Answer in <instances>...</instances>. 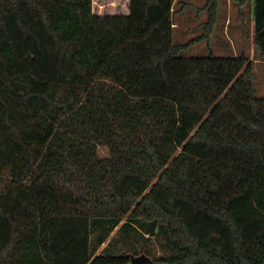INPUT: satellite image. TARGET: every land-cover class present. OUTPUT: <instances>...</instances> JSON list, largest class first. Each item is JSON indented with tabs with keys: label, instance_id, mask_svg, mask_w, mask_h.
<instances>
[{
	"label": "trees",
	"instance_id": "16d2710c",
	"mask_svg": "<svg viewBox=\"0 0 264 264\" xmlns=\"http://www.w3.org/2000/svg\"><path fill=\"white\" fill-rule=\"evenodd\" d=\"M218 2L205 0L197 38L137 64L129 44L182 0H129L127 15L94 14L92 0H0V205L28 190L0 264H264V98L251 65L214 103L181 102L186 84L208 88L214 64L235 63L208 45L184 54L209 42ZM230 2L264 61V0Z\"/></svg>",
	"mask_w": 264,
	"mask_h": 264
},
{
	"label": "rangeland",
	"instance_id": "374dc122",
	"mask_svg": "<svg viewBox=\"0 0 264 264\" xmlns=\"http://www.w3.org/2000/svg\"><path fill=\"white\" fill-rule=\"evenodd\" d=\"M182 11L172 17V22L177 28L174 31L171 28L170 19H167L162 25L158 26L150 37L142 44H129V50L132 58L137 64H146L154 56H159L165 51L169 41L186 43L194 40L202 33V24L207 17L204 11L205 0H182ZM113 2L114 4H111ZM123 0H92L94 13L109 14L115 12L121 13ZM98 5H106L100 8ZM111 5L112 8L111 9ZM115 8L118 9L115 11ZM179 8V6L177 7ZM101 9V10H99ZM98 11V12H97ZM252 21L249 15L243 10L242 13L234 7L230 0H219L216 25L213 29L212 37L209 42L195 43L189 50L184 53L186 56H197L206 54V47L215 56L236 57L243 60H235V63L226 62L223 66L215 64L212 67L211 79L208 88L202 82L188 83L184 86L181 102L214 103L222 94L231 87L243 72L244 65H251L253 72V85L256 89L257 96L264 98V61L258 59L254 53L252 44ZM235 64V65H234ZM240 64L243 68H240ZM96 153L99 158L108 156V150L105 147L97 146ZM28 193L27 187L24 186L20 191L11 193L3 199L0 205V243L4 241L8 233L9 223L14 219L15 214L19 211L20 199ZM147 250H152V254L158 255L157 245H146Z\"/></svg>",
	"mask_w": 264,
	"mask_h": 264
},
{
	"label": "crops",
	"instance_id": "0c3cea01",
	"mask_svg": "<svg viewBox=\"0 0 264 264\" xmlns=\"http://www.w3.org/2000/svg\"><path fill=\"white\" fill-rule=\"evenodd\" d=\"M113 1V0H112ZM123 8L121 9V13H117V14H123V15H127L128 14V4H129V0H123ZM111 4H114L113 2H111ZM100 8H104L106 5H98ZM111 9H113L112 8V5H111ZM99 10H101V9H99ZM118 9H116L115 8V11H117ZM92 12H93V7H92ZM98 12V11H97ZM202 12H204V11H202ZM94 13V12H93ZM94 14H97V15H104V14H101V13H94ZM115 12H113V13H109V14H107V15H117ZM167 19H170V22H171V28H172V30L174 31V28H177V27H174V26H176L175 24H173V22H172V19H171V17H170V15H168L167 16V18H165V20L161 23V25L164 23V22H166L167 21ZM150 35V34H149ZM238 58H236V60H237ZM245 66L246 65H244V68H245ZM240 68H243V65L242 64H240Z\"/></svg>",
	"mask_w": 264,
	"mask_h": 264
}]
</instances>
